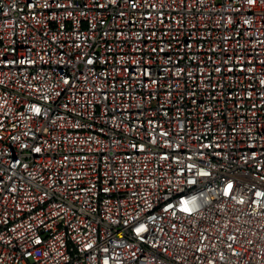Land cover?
Returning a JSON list of instances; mask_svg holds the SVG:
<instances>
[{"label":"built area","instance_id":"1","mask_svg":"<svg viewBox=\"0 0 264 264\" xmlns=\"http://www.w3.org/2000/svg\"><path fill=\"white\" fill-rule=\"evenodd\" d=\"M0 264H264V0H0Z\"/></svg>","mask_w":264,"mask_h":264}]
</instances>
